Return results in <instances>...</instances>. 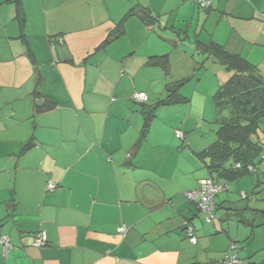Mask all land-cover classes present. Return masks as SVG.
<instances>
[{"label": "crops", "instance_id": "obj_1", "mask_svg": "<svg viewBox=\"0 0 264 264\" xmlns=\"http://www.w3.org/2000/svg\"><path fill=\"white\" fill-rule=\"evenodd\" d=\"M122 19L124 34L103 46ZM158 29L177 36L151 40ZM212 42L264 75V0H213L209 9L193 0H0V235L11 241L7 254L0 244V264H225L220 230L201 224L187 196L194 186L184 187L178 163L166 165L181 129L159 141L153 122L141 141L133 99L142 91L150 100L154 80L167 92L168 77L187 78L196 53L198 69L211 60L217 70L201 50ZM164 54L169 71L148 64ZM198 176L197 188L207 175ZM187 224L200 228L196 243ZM41 230L48 243L36 247Z\"/></svg>", "mask_w": 264, "mask_h": 264}, {"label": "rangeland", "instance_id": "obj_2", "mask_svg": "<svg viewBox=\"0 0 264 264\" xmlns=\"http://www.w3.org/2000/svg\"><path fill=\"white\" fill-rule=\"evenodd\" d=\"M179 32V31H178ZM165 34L167 37H172L176 33L171 30L167 32H160L159 29L156 31V35H153L151 40L157 39L159 34ZM169 49L171 46L168 47ZM194 67L187 72L188 76H195L190 81L182 86L180 92L191 98L189 103L175 104L161 106L157 110V116L152 121L154 122V131L152 136L155 140L169 141L176 135L174 134L175 128H180L187 134L185 141L177 137L178 146H175V151L168 156L167 163L171 164L173 168L178 163L179 168L184 170V187L190 189L194 186L192 191L197 190V178L201 173L209 176L207 169L203 167L204 162L196 157L193 150L198 148L199 150L207 147L208 144L216 140V129L218 127L217 119L222 116H228L229 111H223L220 114L213 103V100L208 97L209 104L205 106L203 100L204 95L209 92L218 89L221 83L219 69H225L224 65L217 63L215 70L212 68L210 62H205L204 67L198 69V62L202 61L200 55L196 53ZM181 64L177 66L180 67ZM158 68L159 66L156 65ZM185 76V77H188ZM199 77V79H198ZM211 78H214V85L212 84ZM173 82L171 79L168 80ZM138 83H140L138 81ZM165 82H159L154 80L152 94L147 104H153L157 99L165 97L166 92H156L157 89H163ZM151 85L149 80H145L144 86L148 87ZM185 123L189 127L186 129L182 124ZM175 125L173 132L169 133V125ZM264 128V124H263ZM209 137H214L211 142H207ZM191 141L193 143H191ZM192 145H190V144ZM208 143V144H207ZM177 150V152H176ZM183 151V153H181ZM169 169V168H168ZM198 169L199 172L193 171ZM180 170V169H179ZM178 170V172H179ZM189 172V173H186ZM228 190L218 193L215 197L217 202V208L215 211V220L213 222H206L204 214L200 213V222L205 227H214L220 230L219 233H215V240L218 245L224 246L223 251L228 250L230 244L235 243L238 245V256L239 264H261L264 260V158L258 163L256 171H249V173L234 179L228 180ZM243 193L245 196H243ZM241 216L245 218L247 223L240 220ZM255 226H252V224ZM200 231V228L196 231ZM215 232V231H214ZM198 238V236H197ZM228 243V245L226 244ZM250 261L249 263H245Z\"/></svg>", "mask_w": 264, "mask_h": 264}, {"label": "trees", "instance_id": "obj_3", "mask_svg": "<svg viewBox=\"0 0 264 264\" xmlns=\"http://www.w3.org/2000/svg\"><path fill=\"white\" fill-rule=\"evenodd\" d=\"M132 14V11L129 12L127 17ZM19 18H24V15L20 14ZM142 18L147 23H151V18L153 20V17L148 13ZM124 32V19H122L109 31V35L103 42V46L114 39H118ZM57 39L53 44L57 42ZM201 47L199 48L208 57H212L215 61L224 65L227 70L226 72H228L226 76L223 75L221 83L214 94V100L216 110L220 114L226 110L229 111V114L217 119L216 140L199 151L198 156L206 164L205 167L210 174L207 177H213L219 181H221L220 179L234 180L249 173L247 167L249 165L257 166L264 156V75L260 73L255 65L249 63L240 54L230 53L224 50L218 43L212 42L209 45ZM169 62V54H164L151 56L148 64L157 65L165 71H169ZM203 64H201V67H203ZM193 77L168 83L166 85L167 92L165 97L153 104H147V101L141 102L142 113L144 115V124L140 136L141 141L146 138L152 121L157 116L159 107L191 101V98L182 94L180 89ZM32 145L33 142L29 141L23 148L24 150H28ZM238 163H240L241 167H236ZM214 201L216 211L217 203L215 198ZM197 202L196 200V204ZM198 210L202 213L199 208ZM240 220L247 223L243 216H241ZM261 225H264V223ZM252 226H255V224L253 223Z\"/></svg>", "mask_w": 264, "mask_h": 264}, {"label": "built area", "instance_id": "obj_4", "mask_svg": "<svg viewBox=\"0 0 264 264\" xmlns=\"http://www.w3.org/2000/svg\"><path fill=\"white\" fill-rule=\"evenodd\" d=\"M200 8L209 9L212 6L213 0H193ZM63 39L58 38L57 42L52 44V47H56V44H62ZM133 99L138 102H146L148 101L149 97L146 92H135L133 95ZM176 135L183 139L184 134L181 130L176 131ZM264 158V156H263ZM236 167H241L240 163L236 165ZM256 165H249L247 170L249 171H256ZM55 184L52 182L47 183V188L49 190H53L55 188ZM229 188L227 183H223L216 178L207 177L200 180V187L198 190L191 191L187 193V196L191 200H197V206L200 211L204 214V219L206 222H213L215 220V196L225 191ZM245 196V194H243ZM127 231V226L122 225L118 228L119 234H125ZM187 234L191 242L196 243L197 236L195 227L191 224L187 226ZM48 243L47 234L44 230H41L39 233L36 234L33 245L36 247L44 246ZM0 244L3 247L4 252L7 254L10 247L11 241L9 236L7 235H0ZM238 245L235 243L230 244L228 250L225 253L224 262L226 264H239V256H238Z\"/></svg>", "mask_w": 264, "mask_h": 264}]
</instances>
